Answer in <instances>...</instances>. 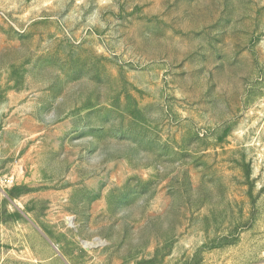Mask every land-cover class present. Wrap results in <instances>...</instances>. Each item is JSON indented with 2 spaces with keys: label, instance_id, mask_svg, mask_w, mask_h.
Masks as SVG:
<instances>
[{
  "label": "rangeland",
  "instance_id": "374dc122",
  "mask_svg": "<svg viewBox=\"0 0 264 264\" xmlns=\"http://www.w3.org/2000/svg\"><path fill=\"white\" fill-rule=\"evenodd\" d=\"M0 264H264V0H0Z\"/></svg>",
  "mask_w": 264,
  "mask_h": 264
},
{
  "label": "built area",
  "instance_id": "2783aa9c",
  "mask_svg": "<svg viewBox=\"0 0 264 264\" xmlns=\"http://www.w3.org/2000/svg\"><path fill=\"white\" fill-rule=\"evenodd\" d=\"M5 179V178H4ZM9 182V180L8 179H5L4 181H3V184H6V183H8Z\"/></svg>",
  "mask_w": 264,
  "mask_h": 264
}]
</instances>
